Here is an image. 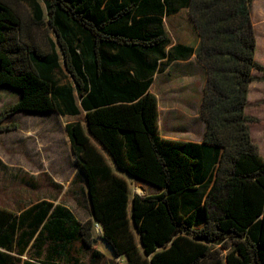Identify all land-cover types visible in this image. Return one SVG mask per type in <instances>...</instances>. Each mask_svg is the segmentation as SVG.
I'll return each mask as SVG.
<instances>
[{
    "label": "trees",
    "instance_id": "16d2710c",
    "mask_svg": "<svg viewBox=\"0 0 264 264\" xmlns=\"http://www.w3.org/2000/svg\"><path fill=\"white\" fill-rule=\"evenodd\" d=\"M16 2L29 4L32 15L25 24L0 0V86L20 93L0 117L77 118L66 133L86 185L80 195L114 256L124 264H264V159L249 132L255 119L245 113L249 85L264 82L254 60L253 0ZM182 10L196 30V49L172 44L164 28ZM192 57L206 76L201 144L162 138L149 92L157 73ZM60 61L70 84L56 79ZM116 172L160 192L130 201L128 182ZM17 212L0 206V264H34L21 257L40 243L90 237L59 205L41 201Z\"/></svg>",
    "mask_w": 264,
    "mask_h": 264
},
{
    "label": "rangeland",
    "instance_id": "374dc122",
    "mask_svg": "<svg viewBox=\"0 0 264 264\" xmlns=\"http://www.w3.org/2000/svg\"><path fill=\"white\" fill-rule=\"evenodd\" d=\"M12 6H15L20 14L22 21L25 24L30 23L31 11L29 4L20 3L16 0H6ZM40 0H37V2ZM250 22L253 29V34L256 42V51L254 60L264 67V0H253L251 11H250ZM164 28L171 37L172 44H182L185 46L197 48L199 40L191 22L188 12L186 10L180 11L178 14L166 18L164 20ZM40 36V35H39ZM44 33H41V41ZM55 41L54 37L49 36ZM192 59V60H191ZM184 65L175 64L170 70H164L162 73H158L154 79L152 93L155 94L159 99V107L163 111L167 107L179 108V105H187L184 115H177L176 112H170L169 125H165L167 119H164V125L162 131L164 133L169 130L170 126L173 125V133H180L175 125L179 124L176 119L183 123V127L188 125L190 134L179 135L178 138L191 139L192 135L197 134L201 129V121L199 117V108L202 97V89L204 81L206 79L204 69L199 65L195 57H192ZM61 68L62 61H60ZM183 73L184 75H180ZM252 74L260 78L261 74L257 71H253ZM185 75L188 77V81L185 79ZM254 76V77H255ZM56 79L61 84H70L71 81L67 76V73L63 71L56 75ZM183 79V80H182ZM185 83L188 87H185L180 91L181 83ZM257 84L261 86H254L252 90L253 103H249V113H259V117H264V82L257 81ZM181 94H184L183 98ZM20 98L18 91L11 90L5 86H0V114L3 110L16 103ZM160 110V111H161ZM179 114V113H178ZM166 116V112H161L160 117L163 119ZM179 116V117H178ZM178 117V118H177ZM254 118V117H253ZM252 122L251 131L253 134L256 133L258 125L257 118ZM77 120V118L61 117L56 114H31L19 112L7 117H0V206L12 211H16L22 208L24 204L39 199L40 197L54 198V201L68 207L75 217L81 221L86 218L87 210L85 207H80L78 204L79 199L75 197L73 191L78 188L79 181L75 180L71 189L67 192H61L62 187H54L51 183L50 178H33L35 181H31L23 173V157L27 153L29 155V149L33 151L38 150V142L34 135H29L27 132L32 127L36 131L38 137L42 131L46 130V134L43 137V152L44 157H49L50 152L57 153L64 158L69 151L66 146L65 135V124ZM205 126L204 122H202ZM50 126V127H49ZM40 127L41 129H38ZM49 128V129H47ZM178 131V132H177ZM28 140V143L27 141ZM257 147V146H256ZM34 157V158H33ZM33 159H38V156H33ZM40 159V158H39ZM126 178V177H125ZM127 180V179H126ZM130 198L134 194L140 196L156 195L160 192L159 189L147 186L141 187L137 182H129ZM30 187V190H29ZM98 243L99 251L105 256V258L113 259L115 256L112 253L108 245L101 239L96 238Z\"/></svg>",
    "mask_w": 264,
    "mask_h": 264
},
{
    "label": "crops",
    "instance_id": "0c3cea01",
    "mask_svg": "<svg viewBox=\"0 0 264 264\" xmlns=\"http://www.w3.org/2000/svg\"><path fill=\"white\" fill-rule=\"evenodd\" d=\"M191 60H189V61H191ZM185 63H187V61H185V62H183V61L172 62L166 69L170 70V68H172V66L175 64L184 65ZM156 75L153 78V82H154ZM180 75H184V74L180 73ZM252 75L255 76V74H252ZM255 77H257V76H255ZM185 79H186V81H188L187 75H185ZM254 86H261V84H257V81H255L249 85L248 102L251 104L253 103V100H252L253 94L251 92H252ZM152 87H153V83L149 89V92L151 94H153L152 93ZM185 87H188V85L185 83V86H184V83L182 81L180 91L182 89H184ZM153 95L156 97L157 102H158V130H159L160 136L164 139L173 140V141H179V142H184V143H193V144H201L203 137H204V132H205V126L203 125L201 120H200L201 121V129H199L197 134L192 135L191 139H187V138H183V137H181L182 139L178 138L179 135H185V134L189 135L191 132V129L189 130V128H188V125L183 127L182 126L183 123H181L178 119H176V120L178 121V123L181 124V126H179V124L178 125L176 124L175 128H177V130H178L180 127V130H178V131L181 132V134L180 133H173V125L170 126L169 130H167L166 133H164L162 131V127L164 125V119H167V121L165 122V125H169L171 122L168 118L169 117L168 114L170 112L174 111V112H176L177 115H184V111H186L187 105H179L178 109L176 107H167V109L165 111H163V109L161 110L159 107L158 97L155 94H153ZM183 96H184V94H181L182 98H183ZM249 108H246V110H245L246 115L249 117L257 118V120H258V122L255 123L256 125H258L256 128L255 134H253L251 131L252 128H251L250 124L252 122H250L248 124L250 136H251L253 143L257 146V150H258L260 157L262 159H264V117H263V119L261 117H259V115H258L259 113H257V114L256 113L255 114L249 113L248 112ZM161 112H163V113L166 112V116L163 119H161V117H160ZM48 114H56V113H48ZM43 115H47V114H43ZM56 115H58V114H56ZM59 116H61V115H59ZM61 117H70V116H61ZM70 118H75V117H70ZM71 122H73V121H71ZM68 123H70V122H67L64 126L65 132H66V125ZM38 129H41V128L38 127ZM47 129H49V128H47ZM27 133L29 135H32V136L34 135L35 139L38 142V148L39 149L36 151H33L30 148L29 149V155L27 153L24 155L23 161H22L23 162L22 170H23L24 175L26 177H28L31 181H35L33 178H41V177L50 178L51 183L53 184L54 187H56V188L58 187L59 190H60V187H62L61 192H65V191L68 192L71 189V187L73 186V183L75 182V180H78L79 186L77 189H75L73 191V193L75 194V197H77L78 199H79V197H81V200L78 201L79 202L78 204H81L80 207H82V208L85 207V209L87 210L88 216L86 218H84L83 221H81L75 217V215L72 213V211L68 207L63 206L62 204L54 201V198H45V197H40L37 200L30 201L29 203L24 204L22 206V208H19V209H21V212H23V211L28 210L29 208L33 207L34 205L38 204L41 201H46V202L52 204L53 207L59 205L61 207H64L65 209L69 210L73 214L74 219L77 222H79L80 224H86L85 229H88V230L90 229V237L87 238L85 241L82 240L83 238L80 235V236L75 237V239H76L75 241H70V242H68V241H61V242L56 241L53 244H50L49 242H47L45 244L40 243L37 250H34L31 253L29 252L27 255L25 254L23 257H21V259L25 260V261L32 262L34 264H48V263H52V264H124L125 263L124 257H114L113 259L105 258V256L98 249V243L99 242L96 241V238H98V239H101V238H100V235L96 232L95 226H93V222H92V219L90 216V205H89L87 199L85 197H83L82 195H80V193L83 192V190L86 192V185H85V182L82 181V179L79 176V169L77 167L76 158H75L74 154L72 153L71 143H70V140H69L67 133H65L66 138L64 139V141H66V146H67V148H69V151L64 156V158L61 157V155H58L57 153H54V152H50L49 157H46V158L44 157V152L42 150L44 146L41 142L43 141V137L45 135H47L46 130L42 131V133L40 134V137L37 136L36 131L34 129H32V127L29 128V131ZM173 134H179V135L172 136ZM191 134H192V132H191ZM25 141H27V143H28V140H25ZM92 141L97 146V148L103 153V155L106 158V160L108 161V163L114 168L113 163L111 161V158L107 155L106 151L95 140H92ZM35 155L38 156V159H33L34 158L33 156H35ZM116 174L123 177V178L126 177L125 179H127L128 184H129V182H133V180H131L129 177H127L123 173H117L116 172ZM137 183L141 187H147L148 186L147 184H144L141 182H137ZM29 190H30V187H29ZM131 199H132V197L130 198V201H131ZM8 210H10V209H8ZM17 211L18 210L14 211V212H17ZM21 212H17L16 214L19 215ZM74 225L75 224L71 225L70 227H72ZM74 227H76V225ZM53 229H54V227H52L50 231H52ZM54 232H56V231H54ZM37 235H38V233L32 239L27 250L31 247V245L34 242V239L36 238ZM46 237H47V235L43 236L41 239L44 241V239ZM41 244H43V245H41ZM93 251L98 252L102 257L98 258V257L92 256ZM33 257L36 258L37 263H35L33 261V260H35Z\"/></svg>",
    "mask_w": 264,
    "mask_h": 264
},
{
    "label": "built area",
    "instance_id": "2783aa9c",
    "mask_svg": "<svg viewBox=\"0 0 264 264\" xmlns=\"http://www.w3.org/2000/svg\"><path fill=\"white\" fill-rule=\"evenodd\" d=\"M95 230L98 234H101V230L98 225H95Z\"/></svg>",
    "mask_w": 264,
    "mask_h": 264
}]
</instances>
